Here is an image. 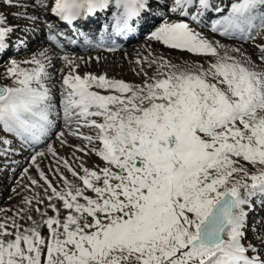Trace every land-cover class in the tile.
Here are the masks:
<instances>
[{
  "label": "snow or ice",
  "instance_id": "snow-or-ice-1",
  "mask_svg": "<svg viewBox=\"0 0 264 264\" xmlns=\"http://www.w3.org/2000/svg\"><path fill=\"white\" fill-rule=\"evenodd\" d=\"M42 15L50 32L59 28L47 23L54 17L109 52L144 36L147 55L134 61L140 83L81 75L68 56L64 73L47 49L9 58L0 155L31 149L39 181L28 179L44 194L25 196L13 216L0 209V264H264V216L249 224L250 213L264 209V44L253 59L203 32L253 39L264 30V0H0V60L14 46L27 48ZM17 31L24 36L14 45ZM154 44L206 62H174ZM53 136L74 148L77 167L49 143ZM77 152L103 166H85ZM48 154L62 189L37 163Z\"/></svg>",
  "mask_w": 264,
  "mask_h": 264
},
{
  "label": "rangeland",
  "instance_id": "rangeland-1",
  "mask_svg": "<svg viewBox=\"0 0 264 264\" xmlns=\"http://www.w3.org/2000/svg\"><path fill=\"white\" fill-rule=\"evenodd\" d=\"M5 9V10H4ZM2 8V10L5 12H14L17 11L18 9L16 8H10V7H5ZM43 15L41 16L42 19ZM12 19V18H11ZM13 24H20L23 25L26 23L23 20H14L12 19ZM47 23L53 25V23L49 22V20H47ZM41 23H38L36 25H40ZM47 26V25H46ZM53 28V26H52ZM47 30H49L48 27H46ZM18 34L14 35L13 38H16V36H22L24 35V33L20 32H16ZM22 34V35H21ZM264 38V36H262ZM146 40V39H144ZM217 41V40H216ZM251 43H254V45H260L263 43H260L259 41H254L252 40ZM43 45V44H40ZM138 45V46H136ZM141 43L139 44H135L131 45L128 49V51L124 52V53H119V54H110V55H105L103 57H100V60L97 61L95 58L98 57L99 55L97 54V56L92 57V59L86 58V60L88 61V63H84L85 60H81V62H76L80 65L78 72L83 75L86 72H90V73H94V74H104L106 73L109 77H114L117 79H123L126 82H130V83H140L141 82V77H138L134 72L133 69L136 68V64L134 63L135 59L137 58V54L139 53L141 56L143 55H147V52L145 50V47H140ZM134 48H131V47ZM40 48H42L41 46H38ZM256 50V47H253ZM131 50H135V51H131ZM137 50V51H136ZM131 51V52H130ZM32 52V53H30ZM137 52V53H136ZM37 53V49H34V51H28L26 52V54L24 55L25 57L30 58L33 54ZM29 55V56H28ZM21 55H18L17 57H13L12 59H16L18 61H23V57H20ZM66 56L65 54L60 55L59 58H55L52 54H50L49 57L52 58V64L54 66V69H62L63 71L67 70L65 73L68 72V68L65 66V62L63 61L62 57ZM20 57V58H19ZM131 58V59H130ZM255 59V56L254 58ZM56 60V63L55 61ZM184 60L190 61V63L192 62H206V58L200 57L197 59H193L192 57H184L183 60L179 61V60H174V62H183ZM63 62V63H61ZM24 66V65H23ZM8 67V65H4V66H0V70H1V74L4 75L6 73V68ZM4 69V70H3ZM53 69H50V71H52ZM57 74V75H56ZM56 79L57 81L59 80V75L60 73H56ZM149 75H151V72H149ZM59 87V85H58ZM81 131L87 132V129H81ZM68 143L76 146V145H82V141L72 137V136H68ZM50 143H54V147L56 148L58 154L60 156H63L64 158L68 159L69 162L72 164V166L75 168L77 167L79 161H77L75 159V157L72 156V152L74 150V148H69V147H61L60 143L58 141H56V138L52 139V141H50ZM45 150V149H43ZM7 156V155H6ZM76 156H80L83 157V160L85 162V166L87 167H94L96 165H100L101 167L103 166V164L101 163V161L99 160V158H97L94 154L93 155H88L85 156L83 153L77 152ZM37 163L40 165V168L43 169L45 171V173L48 175L49 179L52 180L53 184L58 188V189H62L63 183L60 181V177L59 175L54 173V169L57 167L56 163H55V158L51 155L48 154L45 158H41L38 159ZM27 167L28 173H24L23 169ZM50 169H52L53 171H50ZM60 171L70 180L73 181L76 184H79V180L72 177L71 173H69L66 169H64L62 166L60 167ZM10 171L4 172L5 174H8ZM12 172V171H11ZM17 174V173H16ZM17 176V175H16ZM28 176H31L35 179H37L39 181V174L36 171L35 166L33 167L31 165V162L29 161L28 163L26 162V164L23 166L22 170H20L18 176L16 178H14L13 180L9 181L6 190L8 191V195L7 197H3L2 199L4 200H0V209H7L9 210L7 212L8 216H13L15 214V212L23 207L22 205V200L25 196L31 197L33 196L35 193H40V195L43 197V189L39 188L37 186H33L31 185ZM16 179V180H15ZM15 180V181H14ZM14 181V182H13ZM40 183L42 184L43 181H40ZM91 195V193H89ZM7 199V201L5 200ZM11 202L8 204V201ZM55 202V201H54ZM33 203L35 204V201H33ZM48 203L47 200H45V205ZM58 203V202H56ZM45 205H40V207L43 208L45 207ZM49 215H53V213L50 211V209L48 210ZM259 215H254L252 216V218L250 219V221L258 219L260 217V213H264V211L258 210ZM52 213V214H51ZM4 213H0V216H3ZM63 215V212H62ZM252 215V214H251ZM251 217V216H250ZM39 219V218H38ZM23 223V221H22ZM43 232L45 235H47V229H43ZM249 239H252V234L251 232L249 233Z\"/></svg>",
  "mask_w": 264,
  "mask_h": 264
},
{
  "label": "bare ground",
  "instance_id": "bare-ground-1",
  "mask_svg": "<svg viewBox=\"0 0 264 264\" xmlns=\"http://www.w3.org/2000/svg\"><path fill=\"white\" fill-rule=\"evenodd\" d=\"M4 9V8H3ZM5 10V9H4ZM5 13H8V12H6L5 11ZM43 18H45V17H43ZM9 23H11V24H13V21H12V19H11V17H9ZM41 24H44V22H43V19H41ZM35 25V29H36V32H37V34L38 35H36V39H35V41L33 42V43H31V44H28L27 45V48L26 49H22V50H20V53H21V56L20 57H23V60H25V59H28V57H25L24 55L26 54V52L27 51H34V49H37V52H39V51H42V50H45V49H47L48 50V52H47V55L48 56H50V54H52L56 59L57 58H59V56H60V52L59 51H55L54 49H52V48H49L46 44H43V45H38L40 42H43V40H46V36L45 35H43L42 33H38V30H39V26H41L42 27V25ZM20 25V24H19ZM92 25V24H91ZM90 25V28H95L96 27V25L93 23V25L94 26H91ZM21 26H23V25H21ZM87 26H89V25H87ZM40 27V28H41ZM44 28V27H43ZM87 28H89V27H85V31L87 30ZM18 32V31H17ZM203 32H204V35L205 36H207V38L210 40V41H213V42H215L216 40L217 41H219V43H221V44H223V45H226L228 48H240L242 51H244V52H246L247 54H249V55H252V58H254V53H256V51H257V49L255 50L253 47H256V46H254V44L253 43H246L245 41H239V42H237V41H233V40H230V39H226V38H223L222 36H220L218 33H212V32H210L209 31V29H206V30H203ZM20 33V32H19ZM16 34H18V33H15L14 35H16ZM22 35V34H21ZM67 35H71V36H73V38L74 39H76L77 40V43L76 44H72V43H70L68 40H66L65 38H64V36H62L61 38H59L58 40H57V42H56V44H58V45H61V46H63L62 48H63V50L64 49H69L70 51H72L73 53H72V55H71V57H69L70 59H74V60H76V62H81V60H86L85 58L87 57V56H84L83 54H82V52L84 51V50H90V49H92V47H89L88 45H86V46H84V43H82V42H78V40L79 39H83V35H82V33L79 31V33H77V34H74L73 32H71L70 31V29H68V28H65V36H67ZM89 35H91V33H89ZM256 34V32L254 31L253 32V37H256L257 38V40H259L260 42H262V43H264V38L262 37V36H264V30H262V31H259V35H257ZM16 37H21V36H16ZM94 40H95V38H94ZM129 43H132V44H134V46H135V44H140L141 43V45H140V47H145V45L148 43V41L147 40H144V36H138L137 38H135V39H132V40H130V42ZM41 46L42 48H40V47H38V46ZM136 46H138V45H136ZM131 48H134L133 46L131 47ZM153 48L156 50V52L157 53H162V54H164V55H167V56H170L172 59H173V61L174 60H179V61H181V60H183L184 59V57H192L193 59L195 58V59H197V58H199V56H196V55H192V54H188V53H182V52H178V51H175V50H171V51H169V50H167V49H165V48H162L161 46H159V45H153ZM126 51H128V50H125V51H123V52H120V53H124V52H126ZM132 52L133 51H135V50H131ZM130 51V52H131ZM137 51V50H136ZM221 51H223V50H221ZM76 52H77V55L78 56H82L81 58H83V59H80L78 56L76 57L75 55H76ZM11 53V51L8 53V55ZM30 53H32V52H30ZM134 53V52H133ZM137 53V52H136ZM7 55V56H8ZM236 55H238V54H236ZM7 56H5L4 58H3V60L7 57ZM29 56V55H28ZM100 57H102V55H99ZM19 57V58H20ZM89 59H92V55H89ZM94 59V58H93ZM92 59V60H93ZM131 59V58H130ZM55 61V63H56V60H54ZM53 62V61H52ZM190 62V61H189ZM61 63H63V62H61ZM5 65H8V63H6ZM2 66H4V65H1V67ZM25 67H27V65H24ZM4 70V69H3ZM67 70H65V71H63L64 73L66 72ZM0 72H1V70H0ZM5 75V74H4ZM4 75H2L1 73H0V84H5V83H10V81L9 80H6V79H3V77H4ZM57 75V74H56ZM57 89H58V83H57ZM54 91H56V90H54ZM80 140V139H79ZM31 150V149H30ZM5 157L3 156V155H0V167L2 168V164L4 163V162H8V161H6V160H3ZM15 160H13V161H11V162H14ZM18 162H17V165H16V167H17V176H18V174H19V171L20 170H22V168H23V166H24V162L26 161V159H25V161L24 160H22L21 158H18V160H17ZM27 162H29V159L27 160ZM34 167V166H33ZM0 168V171L2 170ZM17 176H15L14 178H16ZM14 178H12V179H9L4 173H2V172H0V200H4V199H2L3 197H7V195H8V191L6 190V188H7V185L9 184L8 182L9 181H11V180H13ZM16 180V179H15ZM14 180V181H15ZM13 181V182H14ZM57 186V185H56ZM7 194V195H6ZM9 197H10V195H9ZM9 197H7V198H9ZM6 201H7V199H5ZM11 202V200L10 201H8V204ZM0 206H1V204H0ZM258 208H260L259 206H257L256 207V209H258ZM51 211V210H50ZM255 213H256V210H255V212H253V213H250V215H249V224H253V221H250V219H251V217L253 216V215H255ZM52 214V213H51ZM252 214V215H251ZM35 215V214H34ZM251 216V217H250ZM37 219L39 218L38 216L36 217ZM255 221V220H254ZM258 221V220H257Z\"/></svg>",
  "mask_w": 264,
  "mask_h": 264
}]
</instances>
